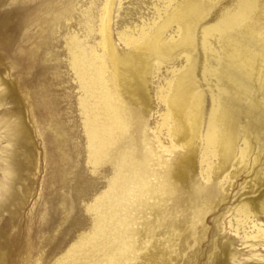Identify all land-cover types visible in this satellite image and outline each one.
Returning <instances> with one entry per match:
<instances>
[{"label":"rangeland","instance_id":"1","mask_svg":"<svg viewBox=\"0 0 264 264\" xmlns=\"http://www.w3.org/2000/svg\"><path fill=\"white\" fill-rule=\"evenodd\" d=\"M178 1L181 0H0V264H67L73 260V249L82 248L83 235L92 229L88 207L108 188L118 159L124 154L136 157L138 153L136 139H125V118L143 124L141 151L147 169L144 183L154 190L163 186L162 170L179 151L166 153L162 147L169 145L165 134L159 135L162 142L155 137L164 112L156 94L165 92V82L183 69L184 61L176 52L172 61L165 60L159 66H153L151 61L152 69L146 63L150 68L144 79V98L139 96L138 86H134V92L129 84L141 82L130 74L141 62L132 57L130 63L119 64V77L113 80L103 43L109 36L118 54L128 50L135 53L134 44L123 45L124 37L138 38L143 28L152 32ZM259 1V7L249 14L255 16L248 21L254 27H240L249 38L246 43L241 39L246 46L241 47V52L245 54L264 44V9L261 16L254 15L264 7V0ZM199 2L211 6L196 26L193 49L195 80L209 105V92L224 85L220 76L225 72L221 66L223 48L215 36L207 37L208 44L203 48L200 30L231 14L237 0ZM168 28L164 36L173 43L178 39L176 27ZM262 47L254 77L238 93L244 105L251 104L248 119L240 113V127H246L249 145L242 147L238 139L228 182L221 178L214 184L202 181L197 164L199 152L193 167L183 168L181 178L172 177L176 189L154 214L160 221L151 220L155 237L151 243L166 253L160 260L162 264H264V246L249 248V240L242 237L252 231L251 224L231 209L242 199L257 195L252 191L264 167V131L255 122L259 115L264 121ZM202 68L208 69L204 77ZM111 82H120L121 90L115 93ZM107 88L114 92L109 103L122 110L117 121L102 110ZM90 118L100 137L121 140L99 161L87 159L84 133ZM257 136L260 139L255 142ZM133 188L129 184L124 191V206L118 212L120 225L115 226L123 235L140 229L143 219L149 218L147 212L143 218L139 215L140 203L153 202L147 195L134 196ZM263 188L264 185L258 190ZM129 218L130 224L123 226L121 223ZM257 220L264 226L263 204ZM128 239L132 245L137 244L136 236L128 234ZM147 248L139 254L131 250L122 264H153L148 258L154 250Z\"/></svg>","mask_w":264,"mask_h":264},{"label":"bare ground","instance_id":"2","mask_svg":"<svg viewBox=\"0 0 264 264\" xmlns=\"http://www.w3.org/2000/svg\"><path fill=\"white\" fill-rule=\"evenodd\" d=\"M259 2V0H237L236 6L231 14H227L225 17L223 16L217 22L202 27L200 30V44L203 48H205L208 42L207 37L211 36H215L217 42H220V45H222L221 48H223V51H221L222 55H220L222 57L221 66L225 68V72L219 75L222 77V84L224 85L223 87L215 88V90L209 89V91L211 90L209 92V105L206 104L204 94L201 89H198L199 85L195 80L196 58L193 49H195L194 33L196 26L205 19L211 6L200 4L199 0H181L177 6L174 4L175 7L172 10L170 9V12L167 11L169 14L167 17L165 16L166 19L164 18L165 20L162 23L157 25L154 29H151L152 32L148 33V30L142 27L143 29H141V31L139 30L140 37L134 38L130 35L124 37L123 45L127 46L131 43L134 44V49L137 50L135 53L128 50L129 52L118 54L112 46L109 36H107L103 44L112 65V79L114 80L119 77V64H128L132 61V57H134V59L141 62V65L130 74L137 76L141 82H129V84L133 85L132 90L134 92L136 91V87L134 86H138L141 90L139 96H143L144 98H147V82H144V79L147 70L150 68L147 64L151 65L153 63V66H159V64L165 62V60L172 61L175 56H177L174 55L176 52L183 59V69H180L177 75H173L174 78L165 82L166 88L164 93L160 91V93L156 94L160 104L162 103L164 105V112L159 117L161 121L157 125L155 137L158 141H161L159 135L165 134L169 142L168 146H162L165 152L172 154L175 151H179V153L176 154L172 161L169 162L168 165H165L164 170H162L161 177L164 182L163 186L157 190L152 189L151 186L144 183L147 177V169L145 167V156L141 151V142L144 136L143 124H139V122L135 121L129 122L127 118H125L123 121L125 124L123 130L125 131V139L131 141L132 139H136L138 153L136 157L132 154H124L116 162L112 172L114 176L108 188L100 193L88 207L92 229L83 235L85 239L82 245L83 249L79 247L75 250L73 249V260H70L67 264H122L127 261V254L131 250L134 249L139 254L142 251L146 252L149 246L153 248L152 251L154 250V253L150 251L152 254H150L148 259H150L153 264H162L160 260L166 253L163 249L161 250L158 246H154V244L151 243L155 238L151 220H153L154 214L160 211L162 206L161 203L166 198H169L176 189V184L172 181V177L176 176L177 178H181L183 168L188 166L193 167L197 156L196 154L199 152L197 161L198 172L204 183L212 182V184H214L213 181L217 178H221L222 181L228 182L232 178V174L229 170L232 165V157L235 155L238 139L241 138L242 147L243 145H249V135L244 131L246 127L243 129L240 127V113H244L243 115L247 116L251 111V104L248 102L244 105V101L238 96V93L244 85L254 77L257 56H259L260 49H263L262 46H264L263 44L260 49L257 48L256 50L254 48L255 51L253 50L254 52L249 54L241 52V47L243 48L244 46L241 39L243 38L245 40L244 43H246L249 38L242 34L240 27L243 25L247 29L254 27V25L249 24L248 21L250 22L251 18L255 16L249 17V14L255 7H259ZM263 9L264 7L259 9L254 15L259 16L263 12ZM170 25L176 27L178 37L173 43H168L164 36L165 30L169 29L168 27ZM104 33H106V31ZM144 35L147 36L144 37ZM251 37L252 36H250V38ZM99 43L102 42L100 41ZM92 53L94 54V52ZM217 66H219V64ZM103 67L106 66L103 65ZM206 70L208 69L202 68V77L207 73ZM175 71L176 70L172 69V72ZM111 83L115 88V93L121 90L120 82ZM235 89H237L238 92H235ZM105 93L106 97L104 98L105 101L103 102L102 110L105 114H109L114 121H117L116 118L122 113V110L119 106L111 102L109 103V98L112 97L114 92L111 93L107 88ZM255 114L257 115L258 113ZM262 118L263 116L259 115L258 120L255 122L258 127L264 131V121H261ZM88 123L87 126L84 125L86 126V133L83 132L86 134L87 159L99 161L108 149L117 147L121 140L118 141V138L113 140L111 137L106 139L100 137L96 129L97 127L94 128L95 122L90 118ZM162 131L164 133H162ZM259 139V136H257V139L254 138L255 142H258ZM262 146L263 150L264 138L262 140ZM239 152L238 154H240ZM241 152L243 151L241 150ZM255 182L256 190L264 185V167L260 169L259 176ZM129 184L134 187L132 190L134 196L141 198L147 195L153 202L149 204L140 203L141 210L139 211V215L143 218L145 212H147L149 218L143 219L140 229L128 231L123 235L115 229V226L120 225L118 212L123 209V194ZM256 190L252 191L256 192V196L244 198L235 205L234 208H231L236 213L241 214L244 221H248L251 224L250 228H252V231L244 233L242 236L245 240H249V248H255L257 245L264 246V226L257 220L258 215L261 214L262 204L264 206V188L258 190V192ZM104 219L109 221L103 223L102 220ZM154 219L155 221H160L158 217ZM130 222L131 219L129 218L125 223L121 224L126 226L130 224ZM94 230L98 232L105 231L106 233H104V235H99L97 232L94 233ZM128 234L136 236V245L130 243ZM164 239L165 241H170L167 237H164ZM69 257L72 258V255Z\"/></svg>","mask_w":264,"mask_h":264}]
</instances>
